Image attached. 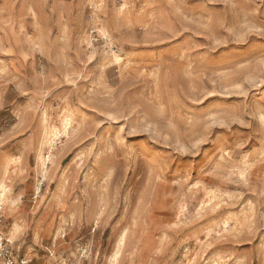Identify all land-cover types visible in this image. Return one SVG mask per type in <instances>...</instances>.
<instances>
[{
	"label": "rangeland",
	"instance_id": "1",
	"mask_svg": "<svg viewBox=\"0 0 264 264\" xmlns=\"http://www.w3.org/2000/svg\"><path fill=\"white\" fill-rule=\"evenodd\" d=\"M0 188L18 264H264V0H0Z\"/></svg>",
	"mask_w": 264,
	"mask_h": 264
},
{
	"label": "built area",
	"instance_id": "2",
	"mask_svg": "<svg viewBox=\"0 0 264 264\" xmlns=\"http://www.w3.org/2000/svg\"><path fill=\"white\" fill-rule=\"evenodd\" d=\"M0 258L4 264H18L14 261L9 248L0 240Z\"/></svg>",
	"mask_w": 264,
	"mask_h": 264
},
{
	"label": "bare ground",
	"instance_id": "3",
	"mask_svg": "<svg viewBox=\"0 0 264 264\" xmlns=\"http://www.w3.org/2000/svg\"><path fill=\"white\" fill-rule=\"evenodd\" d=\"M3 191H2V189L0 188V203L2 202V197H3Z\"/></svg>",
	"mask_w": 264,
	"mask_h": 264
}]
</instances>
